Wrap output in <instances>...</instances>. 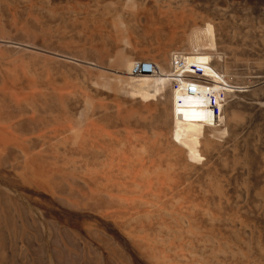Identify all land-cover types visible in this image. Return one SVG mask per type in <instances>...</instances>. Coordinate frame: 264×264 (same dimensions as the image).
Masks as SVG:
<instances>
[{
	"label": "bare ground",
	"instance_id": "bare-ground-1",
	"mask_svg": "<svg viewBox=\"0 0 264 264\" xmlns=\"http://www.w3.org/2000/svg\"><path fill=\"white\" fill-rule=\"evenodd\" d=\"M215 1L0 0V264H264L260 27ZM184 51L216 114L172 89Z\"/></svg>",
	"mask_w": 264,
	"mask_h": 264
},
{
	"label": "built area",
	"instance_id": "built-area-1",
	"mask_svg": "<svg viewBox=\"0 0 264 264\" xmlns=\"http://www.w3.org/2000/svg\"><path fill=\"white\" fill-rule=\"evenodd\" d=\"M190 54L184 51V54L178 56V65H176V60L173 61V69L178 68L179 70L175 72L172 89L185 98L203 102L205 108L216 114L226 90L231 88V83L222 73L195 64ZM154 69L148 61L138 58L134 60L132 70L139 73L152 72Z\"/></svg>",
	"mask_w": 264,
	"mask_h": 264
},
{
	"label": "rangeland",
	"instance_id": "rangeland-1",
	"mask_svg": "<svg viewBox=\"0 0 264 264\" xmlns=\"http://www.w3.org/2000/svg\"><path fill=\"white\" fill-rule=\"evenodd\" d=\"M200 2H202V3H207L208 5H210V6H212V3L215 1V0H199ZM222 1V0H221ZM225 1V0H224ZM223 1V2H224ZM227 1H228V4H230V5H228L227 4ZM227 1H225V3H226V5L227 6H225V5H223L222 3H217V6L219 7L220 6V8L223 10V9H225L224 11H220L219 10V12H223L222 14H224V16H226V17H229V16H236L237 17V19L236 20H238L239 19V16H240V19H239V23L241 22L242 23V21L245 23V20L244 19H249V22H250V20L254 23L253 25L254 26H256V28L258 27H260L259 29H256V30H258V31H256V32H260L259 34L258 33H256L255 34V32H254V37H252L249 41H250V43H249V41H248V43H247V45H249V46H247V51H245V53H246V56H248V58L245 60V62H241V61H238L237 63H236V66H235V71L237 72V73H234V75L233 76H235L236 75V77L237 76H240V77H242V78H245L244 76L246 75V77L247 76H252V74L254 75H258V73H260L261 72V74L260 75H262L263 73H264V28H262L261 26L262 25H264V20H261V19H264V0H262L263 1V3H262V1H260L259 3H257V6H260L259 8L257 7V6H255V5H253V6H255L256 8H258V11L255 9V7L252 9V13H251V15H250V13L249 12H251V11H248V12H245L246 10H245V8L247 7L246 6V4H244L241 0L239 1V0H227ZM230 1V2H229ZM231 1H232V4H233V2H235L236 4L237 3H239V2H242V3H240L239 5H243V6H241V7H239L238 5H235V3L233 4L234 5V8L235 9H233V6H231ZM237 1H239V2H237ZM209 2V3H208ZM216 2V1H215ZM224 3V4H225ZM216 6V7H217ZM246 6V7H245ZM252 5H250L249 7H247V9H249L250 8V10H251V8L253 7H251ZM236 7H239V8H236ZM245 7V8H244ZM232 8V9H231ZM244 8V10H242L241 12H240V10L241 9H243ZM239 9V10H238ZM256 11H255V10ZM260 10V11H259ZM235 11H238V13L237 12H235ZM225 12H226V14H225ZM258 12H259V15H258ZM260 12L262 13L263 12V14H261L260 15ZM227 14H230V15H227ZM239 14V15H238ZM249 14V15H248ZM238 15V16H237ZM245 15H246V17H245ZM249 17V18H248ZM259 17V18H258ZM255 18V19H254ZM260 21V22H259ZM251 22V23H252ZM259 22V23H258ZM240 23V24H241ZM243 23V24H244ZM248 23V22H247ZM247 23H245V26L247 25ZM262 29V30H261ZM260 36V37H259ZM263 36V37H262ZM258 39V40H257ZM261 39V41H259ZM262 40H263V42H262ZM255 43H254V42ZM257 42V43H256ZM250 46H251V49H250V51H249V48H250ZM253 47V48H252ZM257 52V53H256ZM248 54V55H247ZM137 56H139L140 57V55L139 54H137V55H135V57L137 58ZM256 56V57H255ZM138 57V58H139ZM248 59H249V61H248ZM260 62V64H259V62ZM250 62V63H249ZM253 63V64H252ZM256 63H258L257 65H256ZM238 64H240V65H238ZM259 65H260V67H259ZM252 68H251V67ZM262 70V71H260V70ZM242 74V75H241ZM234 79V78H233ZM237 79H238V77H237ZM237 79H236V83H237ZM239 80H241V82L239 81ZM239 80H238V82H240L239 83V85L243 82V79H240L239 78ZM233 81H235V79L233 80ZM256 88H258V86L256 87Z\"/></svg>",
	"mask_w": 264,
	"mask_h": 264
}]
</instances>
